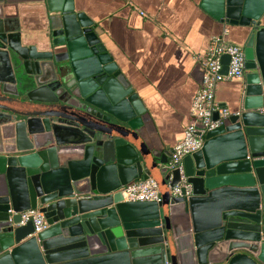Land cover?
Listing matches in <instances>:
<instances>
[{"label": "water", "instance_id": "water-1", "mask_svg": "<svg viewBox=\"0 0 264 264\" xmlns=\"http://www.w3.org/2000/svg\"><path fill=\"white\" fill-rule=\"evenodd\" d=\"M28 4L48 13L41 34L13 20ZM200 8L243 32L245 75L229 116L169 169L173 149L75 0H0V264H264V0ZM139 180L160 202L123 201ZM29 210L46 229L19 225Z\"/></svg>", "mask_w": 264, "mask_h": 264}, {"label": "crops", "instance_id": "crops-1", "mask_svg": "<svg viewBox=\"0 0 264 264\" xmlns=\"http://www.w3.org/2000/svg\"><path fill=\"white\" fill-rule=\"evenodd\" d=\"M202 0H75L92 20L108 54L148 111L162 144L172 148L183 138L193 98L201 83V61L212 37L227 30V41L242 46L243 32L215 21ZM41 5L14 12L22 33L38 35L46 27ZM264 25V16H263ZM242 79L222 82L216 103L231 112ZM161 199V196H160Z\"/></svg>", "mask_w": 264, "mask_h": 264}, {"label": "built area", "instance_id": "built-area-1", "mask_svg": "<svg viewBox=\"0 0 264 264\" xmlns=\"http://www.w3.org/2000/svg\"><path fill=\"white\" fill-rule=\"evenodd\" d=\"M227 30L211 38L206 53L201 61L202 81L193 98L189 111V121L183 138L173 147V154L168 168L173 169L184 157L199 151L204 143V136L217 128L229 116L227 108L215 101V93L220 83L243 79L245 75V56L242 46L227 41ZM228 57L226 73H222V58ZM216 115V118H214ZM181 179L171 193L177 195L183 186ZM158 186L153 180H139L130 183L123 189L124 202H160ZM31 222L34 232L46 229L43 214L38 210H29L20 215L19 225Z\"/></svg>", "mask_w": 264, "mask_h": 264}]
</instances>
